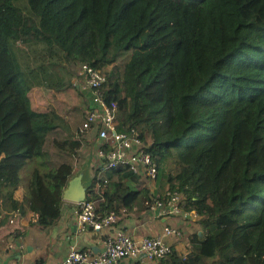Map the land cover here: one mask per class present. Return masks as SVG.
<instances>
[{
    "label": "trees",
    "instance_id": "1",
    "mask_svg": "<svg viewBox=\"0 0 264 264\" xmlns=\"http://www.w3.org/2000/svg\"><path fill=\"white\" fill-rule=\"evenodd\" d=\"M28 44L46 55L35 68L18 47ZM81 64L107 76L116 129L139 132L167 191L201 218L203 237L193 236L189 253L172 250L159 263L264 264V0H0L4 218L31 212L40 230L59 220L81 144L56 110L35 109L29 93L66 89L70 66ZM56 129L68 137L52 141L61 160L51 163L45 148ZM168 162L175 168L165 175ZM98 172L86 198L101 199L99 211L120 216L138 200L148 208L149 193L130 184L137 177L129 171L114 169L97 192Z\"/></svg>",
    "mask_w": 264,
    "mask_h": 264
},
{
    "label": "built area",
    "instance_id": "2",
    "mask_svg": "<svg viewBox=\"0 0 264 264\" xmlns=\"http://www.w3.org/2000/svg\"><path fill=\"white\" fill-rule=\"evenodd\" d=\"M107 76L87 64L77 65V71L71 86L81 90L88 98V108L82 123L75 130V137L79 138L89 132L96 139L95 152L98 158L99 172L96 176L97 192L108 182V173L119 167L126 169L137 178L150 182L157 179L158 167L153 157L146 151L139 132L135 128L118 131L119 109L115 100L109 102L105 98ZM151 190L148 195V210L158 217L166 219L168 216L187 214L183 209L182 199L178 192L166 191L162 197H156ZM101 199L84 200L76 203L77 228L81 233L93 231L106 234L101 242V249L70 248L61 264H122L126 260L143 256L151 263L165 260L171 253V245L166 238H180L178 228L164 227L159 235L131 237L121 230L110 234L111 229L118 223L115 211H99ZM103 235V236H104Z\"/></svg>",
    "mask_w": 264,
    "mask_h": 264
},
{
    "label": "crops",
    "instance_id": "3",
    "mask_svg": "<svg viewBox=\"0 0 264 264\" xmlns=\"http://www.w3.org/2000/svg\"><path fill=\"white\" fill-rule=\"evenodd\" d=\"M54 95L57 98V95ZM76 111L80 115V111ZM66 122L69 126L70 122L68 123L67 120ZM76 127H71L70 131L72 134H75ZM85 142H88L91 146L89 148L90 155L80 165H76L74 161L75 168H73L75 171L73 174L80 169L82 164L91 158L92 161L89 167L91 185L93 181V168H98L97 165L99 163L95 152L96 139L93 134L89 135L88 138L87 134ZM80 143L82 142L80 141ZM162 178L158 175L153 184L149 186L143 183L144 180L142 178H137V181L130 184L136 189H145L148 193L154 190L153 194L156 197H162L167 191L164 188L168 189V184H165ZM23 194L24 186L21 182L19 189L15 193V197L21 201ZM62 201L63 205L59 220L53 227L46 230H40L34 225L36 216L31 212H27L22 216H19L18 213H13L7 215L5 218L3 217V213L5 212L0 214V264H61L65 260L70 248H93L96 251L101 249V242L105 239L107 233L101 235L91 230L81 233L77 228L76 203L66 200ZM187 212V214H181L176 217L168 216L164 219L149 211L144 207L142 201L138 200L129 212L122 211V214L118 216V223L111 229L110 234L121 230L131 235V237L141 238L159 235L164 227L178 228L181 232L179 239L166 238L165 240L179 256H186L189 253L190 242L193 236L203 237V235L200 236V233L203 234V229L199 222L201 218L195 211L191 210ZM122 264L160 263H151L143 256H140L137 259L126 260Z\"/></svg>",
    "mask_w": 264,
    "mask_h": 264
},
{
    "label": "rangeland",
    "instance_id": "4",
    "mask_svg": "<svg viewBox=\"0 0 264 264\" xmlns=\"http://www.w3.org/2000/svg\"><path fill=\"white\" fill-rule=\"evenodd\" d=\"M20 6L23 8V10H27L26 4L24 1H20ZM18 47L23 51H29L28 53H30V55H28V59L27 62L30 65V67L35 68L36 65L41 64L42 62H44V57H46L44 50L42 49L41 45H18ZM112 65H108V67L106 68V70L109 72L112 69ZM71 72H76L77 71V66H70ZM66 74L64 73L63 76L65 77V80H67L68 76H65ZM74 79V76L71 77L70 79V86H67L66 89L61 88L60 90L56 91L54 89L50 90V94H52V96H49L48 91L46 89H44L43 87H39L34 89L33 91H31L29 93V97L31 99L32 102V106L36 109H41V110H45L47 109L46 107L49 106L48 108H52L54 110H56L57 112H60L59 114L64 117L68 123L69 126L67 125L68 128V133H70L71 131V127L73 128L74 126L76 127V130H78L79 126L82 123L83 117L85 116V111L87 109V101L88 98L86 95H84V93L82 94L81 90L75 89L71 86V83ZM38 80H42L41 76L38 78ZM43 85H46L45 83H43ZM57 95V98L55 97V95ZM87 98V99H86ZM81 108V109H79ZM76 110L80 111V115L78 114V112ZM86 135L87 134H83L81 137H79L78 139L82 142L80 143V149L78 150L76 156H74V161L76 163V165H80L85 158L89 157V148H91V146L88 144V142L86 141ZM89 135H91V133H88V138ZM68 137L66 131L62 130V129H56L55 131H53L52 133H50L48 135V141L46 144V151L51 155V163L53 162H59L61 159V157H59L55 151V149L52 147V141L54 139H59L62 140L64 138ZM174 165L170 162L167 163V167H166V172L165 175H168L172 172H174ZM29 172V167H25L23 169V171L21 172V182L26 183V177L27 174ZM162 179H164V183L168 184L167 181V176H164ZM144 182L146 183L148 186L153 184V182H150L148 180L143 179ZM165 190H167L166 188H164ZM164 189H162L163 191H165Z\"/></svg>",
    "mask_w": 264,
    "mask_h": 264
},
{
    "label": "water",
    "instance_id": "5",
    "mask_svg": "<svg viewBox=\"0 0 264 264\" xmlns=\"http://www.w3.org/2000/svg\"><path fill=\"white\" fill-rule=\"evenodd\" d=\"M89 158L75 174L67 181L62 190V200L79 203L86 200V192L90 186L89 167L91 165ZM203 234L200 233V236Z\"/></svg>",
    "mask_w": 264,
    "mask_h": 264
}]
</instances>
